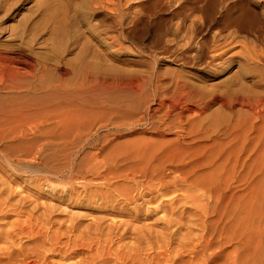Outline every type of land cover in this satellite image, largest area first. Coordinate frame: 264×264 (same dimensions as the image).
<instances>
[{"label": "rangeland", "instance_id": "1", "mask_svg": "<svg viewBox=\"0 0 264 264\" xmlns=\"http://www.w3.org/2000/svg\"><path fill=\"white\" fill-rule=\"evenodd\" d=\"M249 1L250 0H245V2H249ZM190 5L191 3L188 2V0H101V1L95 0V2L94 0H0V62L2 61L1 57L3 56L5 52L9 50L19 49L27 55V59L29 63L28 66H26L23 70H21V71H24V70L25 71L20 73L18 77L16 78L13 77L11 79L9 78L7 80V83L6 81H3L5 83H2V80H1L0 96L1 95L2 96L0 97V106H4V105L7 106L11 104L13 100L26 101V102L29 100L28 102H30V100L33 97H37L38 95L42 96L41 94H43L44 96H46L45 99L42 101L43 102L42 104L46 105L45 111L49 110V108L53 109L52 107H54V109L56 108L55 110L57 111H65V110L72 111L74 109L73 112L76 115L77 114L79 115V117L77 115L78 119H80L78 120V123L80 122L78 124V130L83 134L82 140H84L86 136L89 135L90 137L89 141L94 142L93 144L94 148L101 147V149L103 150L105 149L104 152L111 151L114 153L117 152L116 154L119 153V155H121L120 160L124 159L125 161L124 163H122V165H125V163L129 161V158H130L129 155L132 152L133 148L135 152L137 151L138 149L136 147L137 143H138V147H139V143H141L140 144V148H141V145L143 146V143H145V140H147L148 138H151L150 140L152 139L154 140V141L152 140L150 144L155 141L164 142V141H170L174 139V136L176 135L175 134L176 129L172 128L170 131V130L165 129L164 125H165V122L167 123L169 122V120L173 121V119L178 118V113L181 112L182 115H181L180 121H182V123L180 125L183 127H187V128L191 126L190 127L191 129L195 127L192 130V132L194 131L195 132L192 134L193 135L195 134L193 136L194 138L198 137V139L193 144L194 146L193 145L191 146V149L189 150V154H186V155L187 156L195 155L196 157H198L199 160H210L211 158L212 159L217 158L218 156L217 162L219 164L221 162V159L223 158L218 155L219 153L221 155L224 151H226L227 153V151L229 152V149L232 150V148H240V146L241 148H243L244 147L243 144L244 143L246 144L247 141L249 142V144H246V145L244 144L245 147L252 146L257 140L256 136L258 134H256V136L253 135L254 133H257L255 131L256 127L258 126L264 127V125H262V121L261 122L258 121L259 125L255 124L256 119L254 118L250 107H248L245 104H242L240 101L232 100L233 98L237 97L236 93L241 94V93L251 92L252 95L264 93V91H261V90H264V80H262L264 79V66L253 64V63L251 64L242 63L241 65V63L238 62V59L232 56L234 55L236 51H239L240 49V47L237 46V43L235 40H231L230 41L231 43L229 42H227V44L225 43L224 46L222 45L223 43L218 45L217 44L218 42L217 43L214 42L215 44L214 43L212 44L210 42L211 46H209V50L208 48L204 50L203 52L204 54H202L204 56H202V61L200 63H196V64L191 63V62L182 63L181 61H179L178 58L176 57L177 52L180 51L178 49L179 39L177 40L178 35H176L174 28L176 27V24H181V23L190 24L191 22L190 19H192V15L194 14H195L194 17H196L197 14H198L197 16H199V13H196V12H193V13L191 12V14H189L191 11V10L189 11V7H191ZM75 6H77V9H75ZM216 7L218 8H214L215 10H213L214 12H212V14L213 15L215 14V16L211 15L212 20H210V22H208L207 24H214V23L218 24L217 18L219 15L218 14L219 6H216ZM249 7H252L253 9L259 12L260 8L254 7L253 5H249ZM55 11H57L56 13L58 16V17L56 16V18H54V16L52 15V13ZM184 11L186 13H184ZM187 12L189 15L187 14ZM48 14L52 15V17L49 16ZM180 19H182V21ZM213 21L215 22L213 23ZM161 36L164 38H162ZM159 37L162 39H160ZM173 39L174 41L176 40L177 43L176 41L174 42ZM158 40L160 41L162 40L161 43ZM214 45L217 48L220 45L221 47L217 49ZM167 48L169 49L170 52H168ZM166 50L168 53H166ZM219 52L224 53L223 57L225 59L224 58L221 59L222 61L220 59H217L216 61L219 62L217 63L218 65L213 66L212 64L209 63V58L211 55H216ZM1 63L3 64V61ZM78 66H79V69H78ZM80 69H81V72H80ZM0 70L2 71V69ZM86 70L88 72H85ZM26 71L27 73L25 74ZM88 74L90 77H86ZM132 77L133 78L135 77L138 79L140 89L135 88V90L133 89L131 90L130 88L125 86V83H123L120 86H117L118 84L115 83V82L119 83L120 80L125 81V80H129V78L132 79ZM112 78L114 79V81ZM158 78L162 80L160 84L157 81ZM93 79H94V82L91 81ZM105 79L109 82H113L114 84L112 83L110 87L102 84L103 81H105ZM176 79H181V80H184L186 83H188L189 89H184V90L179 89L180 91L177 89L178 91H176L172 86V82H174V80ZM92 82L93 84L94 83L95 84L94 85L90 84ZM9 83L10 84L12 83V85L13 84L15 85L13 86L8 85ZM17 85L19 88H17ZM166 85L168 87H166ZM7 86H9V88ZM10 86L13 87V90L14 89L15 90L13 91ZM15 86L17 89L15 88ZM21 88L23 90H21ZM17 90H19V92ZM28 90L30 92H28ZM173 91H176V92H173ZM36 92H39V93H36ZM53 92L56 94H54ZM14 93L15 95H13ZM253 93H256V94H253ZM239 94L237 98H240ZM49 95H52V96H49ZM59 105H61L62 108H60ZM35 106L36 105L33 104L32 108H35ZM69 106L71 107V109ZM32 108H31V112H34ZM150 114L153 115V118H150ZM38 115L40 116V119L43 118L44 116L41 113H38ZM152 121L155 123V125L161 128L160 129L161 135L157 133H153L154 125L152 127ZM251 121L253 122L255 121L254 122L256 126L254 129L255 132L251 130L250 128L251 127L250 124L253 123ZM187 122H191L189 126ZM193 122H195L194 125H192ZM242 123H244L245 125ZM196 124L197 125L199 124L198 127L201 126V128L200 127L198 128ZM201 124H203L204 127ZM247 124H249L250 126ZM84 125L86 127H84ZM230 127H233V128H230ZM237 127H240V129L238 130ZM84 128L85 130H83ZM196 128L199 130H197ZM206 128L208 129L206 130ZM241 129H242V132L240 133ZM248 129H250L251 131ZM200 130H202L201 133L199 132ZM204 130L206 131V133L203 132ZM197 131L199 132V134ZM243 131L245 134H242ZM248 131L249 133L251 132L253 136L251 134H248ZM196 132H197V136H196ZM59 133L60 132L57 131L55 133L51 132L44 136L42 135L39 136L41 140L40 143L45 144L44 146L49 145V147H45L44 152L42 151L43 153L40 154V157H38L39 159L34 158L35 160L33 159L34 156L32 155L36 151L35 149L39 148V143H34L33 144L34 146L31 145V147L33 146L32 148L30 147L31 153H29V156H27L28 150L26 149H28V146H20L22 148H19L15 143H12V142L10 143L9 141L3 142L4 145H6L7 143L6 146H8L7 148L9 149L7 151L8 152L10 151L9 153L11 154V160H10V158H8V156H10L8 152H7V157H4L1 155L2 154L1 151H5L6 149H3V148H6V147L4 145L3 147L2 142H0V157H1L0 158V162H1L0 163L1 164L0 165V171H1L0 172V188H1L0 198L1 196L2 197L5 196V192H4V195H1L3 194L1 192L4 190H6L5 197L9 198V199L5 197L1 198L0 201L3 204L1 202L0 203L3 206H5L4 204L5 202L10 203L9 201H11L12 206H13L12 207L10 205L11 203L10 204L6 203V206L4 208H6L7 205H9L6 208L7 211H5V209L4 211H2L3 206L0 205L2 206L0 207V215H1L0 216V227L2 224L4 226V227L2 226V229H0V234H1L0 237L4 235L7 231L8 232L10 231L9 233L11 234V236L16 235V233L18 236L20 232L21 234L24 232L23 229L28 230V231L25 230L24 232L25 234L24 233L22 235L20 234L21 236L19 235L18 236L19 238H16L17 236L12 237V239H14L15 241L10 238L13 244H11L12 242L8 243L10 242V240L8 238H7L8 240H6V238H4L5 236L1 237L2 241L4 240L3 242L5 241H8V242L7 243L5 242L2 246L1 244L3 242L0 241L1 242L0 248L2 249L6 248L5 250H7V247L8 246L10 247V244H11L13 248L12 247L8 248L10 250L11 248L17 249V247H22L24 249L29 247L25 250L31 249L32 247H34L35 244L39 243L38 240L40 238L41 239L43 238V236L40 238L37 235L35 236L33 232L38 234L37 232L39 231L40 228L41 229L43 228L42 225L44 226V224H46L45 226L47 228L44 226L42 230H45V228L47 230L42 231V232L40 230L39 233L45 234L47 231H48L47 233H51L57 226L56 227L57 229L54 230V232L58 231L60 232V236L63 235L62 236L63 241L61 240L63 244L58 243L61 246V248L62 246H64V238L67 236L69 232V231H66L68 230L67 227L69 226L67 224L71 225L72 223L73 226H76L75 228H77L76 229L77 231L74 229L76 233L75 231L74 232L72 231L71 233L69 232L68 234L69 236L67 237L73 240L72 236L73 238H76L77 237L76 234H78L79 233L78 230H80L81 234L79 233L78 235L79 236L81 235L84 238L87 237V239L89 240L91 236L88 237V235L89 234L92 235L93 232H95L96 234H93L94 236H92V238L96 237L97 239L94 238L96 239L95 241H93L94 239L89 240L91 242H89L86 239L87 240V241L85 240L86 244L88 242L90 243L89 245L87 244V247L90 246L91 249L93 248L100 249V247L98 246H100L101 244V248L105 246L104 248L109 249V245L111 244L110 245V247L112 246L110 248L111 253L114 251H124V249L125 251L126 250L128 251V249L130 248L139 247L137 240H135L136 237H134V235L133 237L132 235L128 237L129 234H127L128 236L127 235L123 236V237L126 236L125 238L121 237L122 236L121 233L123 231L122 229H124V226H125L123 223H126V222L131 223L129 224V226L136 225V223H137L136 226L138 225L145 226L146 224L147 227L151 226L149 228L150 229L152 228L151 229L153 230L152 232L156 235L157 232L155 233L154 231H156V228L161 225L155 219L158 217L159 214L160 215L162 214H161L160 209H157L158 211L155 210L154 213L152 212V210L155 207H157L156 204L159 205L158 201H156V203L152 202L153 204L149 203L148 205H146L147 208L144 206V209L147 210L146 212H150V213H146L145 210L143 209L144 211L142 212L143 215L140 217V220H139L141 223L136 222L135 224H132L133 222L131 221V219H128L129 221H126L128 216L126 215L123 216L122 214H119L120 208L118 207L120 205H116L115 207L110 208V212L112 213L105 212L104 207L98 208L96 207L97 206L96 204L94 206V203H92V200L85 201L83 199H77L76 201L72 199L70 200L66 199L67 197H65L64 202L63 201L61 202V200L59 202V200L56 199L55 195L51 194V192L48 189H46L45 183L39 180V177H40L39 172L41 169L40 168L41 165L37 164V162L40 160V158H42L41 155L43 154L46 155L48 153H51L52 151L65 146V143L70 142V138L66 137L67 135L61 136L59 135ZM203 133L205 136L203 135ZM239 134L241 136L242 135H245V136H242V138H240ZM234 136H237L238 139H234ZM250 136L252 137L255 136V138H252ZM51 137L53 139H51ZM249 139H251V141H249ZM244 140L245 142H243ZM226 141L229 144V147L227 146ZM238 141L239 143L236 144ZM229 142L231 143L234 142V143H232L233 144L232 145ZM8 143L10 144L12 148L9 147ZM261 143L264 144V141H262ZM239 144H242V145H239ZM67 145L69 144L67 143ZM201 146L202 148H199ZM226 146L228 147L227 148L228 150L226 149ZM15 147H16V150H15ZM88 148L89 147L80 150L81 156L92 150ZM177 149L174 151L175 152L174 154L172 153L173 155L177 156L181 154L180 152H182V149L181 148H177ZM220 150H223V152ZM193 151H196V152H193ZM243 151H245V149ZM122 152L125 153L124 155L128 153V156L126 157L123 156ZM243 153H242L243 157L241 154L239 156L242 159L244 158L245 160H246V156L248 157L251 156L250 158L251 161L248 160L247 161L249 162L247 163L248 165L245 164V167H242L244 165V163L242 165V161L244 162L245 160L244 159L242 160L238 156L239 157L238 159L240 160V161L238 160L239 164L235 165L236 168L233 172L230 173V170H229L230 175L231 174L233 175L234 173L233 176L232 175L230 176L231 178H229V180L231 179L232 181L234 180L235 181L232 182L231 180L230 181L228 180L231 183L230 184L229 182H227L226 184L227 186L228 184H230L228 188L226 187L228 190L225 188V185L221 186L224 189L222 190V193L220 194V196L221 195L222 196L221 197L219 196V197L220 198L224 197L223 195L224 193L225 194L224 202L227 203V205L226 204L223 205L224 202L220 201L223 198L219 200V197H218V200H219L218 205H220L218 207H221V209L218 208V211L223 210L224 213L227 210L230 211V212L227 211L228 213L226 212L225 213L226 215L221 211L219 212V215L223 218V219L221 218L222 219L221 224L223 225L224 223H227L228 224L227 227L229 228V229L226 228L224 233L228 232V235H231L234 238V236H237L236 233L239 235L242 232L243 234L241 235H244V237L246 236V239L248 237V239L250 240L249 242L251 243V245L249 243V245L251 246L250 248L253 249L252 248V245L254 244L253 241L257 237L258 239L255 240L256 242H258L259 240L264 241V232H262L264 230L261 231V228L264 229V226H261V225H264V222H262L264 221V200H262L264 198H261V197H264V181H262L264 180L262 179L264 178L262 177L264 176V172H261V171H264V168L260 170L261 167H264V156H261L258 153L256 154V156L255 154L250 155L248 152H247L248 154L246 152H243ZM257 155L260 156L261 159L260 157H257ZM18 157H20L19 158L20 161L18 160ZM6 158H7V161L9 160L8 163L6 161ZM125 158H128V161H126L127 159L125 160ZM15 159L17 160V164L19 165L14 164L16 162ZM258 160L260 161V163H258L259 162ZM9 164H11V166L13 165L12 167L14 169H12V167L9 166ZM240 164L242 168L238 167L240 166ZM126 165L128 166L129 164L127 163ZM17 166H19L20 168H18ZM255 166L260 167L259 170L257 167H256L257 170H253ZM21 167H23L22 172H21ZM205 167H202L203 169L201 168L202 170L201 171L199 170V173H201L202 171L204 172L205 170L208 171V169H210V167L209 168L208 167L205 168ZM243 168H245V170H247L251 174V175L249 174L250 175L249 182H251L249 185H248L249 182L247 183L245 181L243 182V180L246 179L245 177L246 171L243 172L244 174L240 173L242 172L241 170ZM23 169L25 170L27 169L26 172L24 170L25 174L23 173ZM255 172L257 174H255ZM258 172H261L262 175L261 173H258ZM253 173H254V178H253ZM34 174H37V175H34ZM258 174H260L261 176H259ZM33 176L38 177V178L36 179ZM30 177H33V178H30ZM241 177H244L245 179ZM256 177H259L258 180H256L257 179ZM251 179L253 181L255 180L254 181L255 183ZM53 180L62 182L61 179L59 180V179L54 178ZM260 180L262 182H260ZM4 183L6 185H4ZM255 184H257V186H255ZM7 185L9 188L7 187L4 189L3 187ZM35 185L37 189L35 188ZM249 186H251L253 189L252 188L250 189ZM245 187H246L245 190H247V187H249L248 189L249 194H250V191H252L250 195L248 193L247 194L245 193L246 192L244 190ZM242 193L243 194L245 193V194L242 195ZM26 195L27 196L29 195L31 197H27ZM246 196H248V198ZM24 197L27 199L24 200L25 199ZM20 198H22V200ZM245 198H247L249 201L251 198L252 201L250 202L252 203L251 204L250 202L247 203L246 201L248 200ZM3 199L5 201H3ZM16 199L18 200V202ZM242 199L243 200L245 199L244 202L247 204L243 203ZM79 200L81 201L79 202ZM13 201H16V202H13ZM22 201L24 202L22 203ZM30 201H32V203ZM239 202L241 205L239 204ZM13 203L16 205L17 204L19 205L14 206ZM234 203L235 204L237 203L238 205L237 207L238 211L236 215H243L246 217L245 214H247L246 221L248 220V223L245 221L244 224L245 225L249 224L248 225L249 228L246 226L247 228L246 229L244 224H243L244 228L242 227V224L241 226L239 225V227H237L234 223L233 224L234 226H236V228L234 226L229 227L233 221V219L231 218L236 208V207H233L235 205ZM35 204H36V207H35ZM247 205L248 206L250 205L251 210L249 209ZM227 206H228V209H227ZM245 207L247 208L248 211H250L249 212L250 214L251 212L253 214L249 216V213H246L247 211L243 210V208ZM10 208L11 210L14 209V211L10 210L11 212H9L8 209ZM45 208L46 210H50V213L48 212L49 213L48 215L50 217L48 215L46 216V218L44 217L45 219H47V221H49L47 223L45 219H43L45 223L41 219V217H43L42 215L44 214ZM51 209L53 210V212L51 211ZM231 209H234V210L231 211ZM25 210L27 211L26 212L27 216H24L25 217L24 218L22 215L25 213ZM28 210L31 211V212L29 211L30 214L32 212H35V213H33V215H30L28 214L29 213ZM257 210L259 213H257ZM42 211H43V214H42ZM261 211H262V214H261ZM26 213L24 215H26ZM222 213H223V216H222ZM45 214H47V212ZM35 215H37L38 218ZM19 217L21 218V220H19ZM27 217H29L30 220ZM34 217H36L37 219ZM48 217L50 220H48ZM249 217L252 219V224H253V221L255 223L254 226L253 225L251 226H253L252 229L257 231V232L254 231L256 234L259 232L257 235L254 234V232L251 230V227H250L251 219H249ZM33 218L35 220H33ZM14 219L17 222L13 221ZM22 219L24 220L28 219L29 221H27L26 223V221H23ZM69 219L70 221L72 220L71 223ZM223 220H225V222ZM20 221L22 223L24 222L27 227L25 226L24 223L21 226ZM33 221L34 222L36 221L35 223L39 222L41 227L38 225L39 223L37 224L38 225L37 226L36 224L33 223ZM64 221L67 224H65ZM154 221L158 222L159 225L156 224ZM29 222L31 223V225L33 223L34 226L38 227V231L37 229L35 230L34 226L32 225L33 226L32 227ZM56 222H59L57 223L58 225L57 224L54 225V223ZM61 222H63L64 225ZM6 223H9V224L6 226ZM13 223L14 225L15 223L17 225L14 226L12 225ZM60 224L62 225V227ZM126 224L128 226V223ZM221 224H218V231H220L221 229L220 228L222 226ZM53 225L55 227H53ZM95 225H98V227L101 226L100 234L94 231L96 229L94 227H97ZM257 225L260 227L259 231H258L259 227H256ZM12 226H14V228ZM29 226H30L31 232L33 231L32 234L35 236V241L38 238L36 242L34 241V239H32L34 238L32 235H31L32 238L30 236H27V235H30L29 229H28ZM49 226H52V227L48 228ZM64 226H67L66 230H64ZM6 227H7V230H5ZM8 227H10V229ZM59 227H61V229ZM17 228H19L18 230H20L21 228L23 231L22 230L18 231ZM241 228H243L246 231H244ZM91 229L93 232L91 231ZM102 230H104V232L106 231L107 234L109 232L111 235L110 234L107 235L102 232L104 234V237H103V234L101 233ZM157 230H160V229L157 228ZM248 230H249V234L250 232H252L251 234L253 236L251 234L250 235L247 234ZM66 232L67 234H65ZM82 233L85 236L82 235ZM116 233L118 234V237ZM154 234H152V236H155ZM259 235H261V238ZM97 236L98 237L101 236V238L99 237L100 238L99 239ZM105 237L106 238L109 237L108 238L109 241H106L107 239H103ZM253 237L254 238L256 237V238L253 239ZM69 238H65L66 239L65 241H67ZM31 240H33L35 244ZM78 240H79V237H78ZM104 240L106 243L104 242ZM113 240L114 242H112ZM251 240L253 241L251 242ZM234 241H230L228 243L226 242L227 244L226 243L224 244L225 245L224 253H230L233 250L236 240ZM101 242H103V246ZM19 243L21 245L17 246V244ZM78 243H80V241ZM94 243L96 247L94 246ZM4 245L6 246L5 248H3ZM31 245L32 247H30ZM59 245L58 247H60ZM142 246L144 249L143 251L144 253L140 252V256H143L144 258H141L140 256L139 257H140V261L141 259H144L141 261V262H144L145 256L146 257L147 255L152 256V254H154L153 253L154 251L150 249V251L147 252L149 250V247H146V245L144 244ZM87 247L85 246L84 249L86 250ZM84 249L81 250V252L87 253V251H85ZM94 249L92 251H94ZM112 249L114 250L111 251ZM140 249L142 251V248ZM145 249L147 251H145ZM247 252L252 253V250L250 251L247 250ZM3 256H4L3 254H0L1 259L3 258ZM50 257L51 259H54L52 260L53 263L55 261H58V262L61 261V259H59V257L57 256H49V259ZM110 258L112 259L113 257H110ZM221 258L225 259V256ZM221 258L219 261L222 262L223 260ZM69 259L70 261H68ZM69 259L67 261H61L60 263L61 264H66V262L73 263L74 260L76 262V260L79 258L77 259L72 258V260L71 258ZM113 260L114 259L109 260L107 264L114 263L115 261ZM1 261L3 262L4 259H2ZM110 261L112 262L110 263Z\"/></svg>", "mask_w": 264, "mask_h": 264}, {"label": "bare ground", "instance_id": "2", "mask_svg": "<svg viewBox=\"0 0 264 264\" xmlns=\"http://www.w3.org/2000/svg\"><path fill=\"white\" fill-rule=\"evenodd\" d=\"M94 2H95V0H94ZM188 2L191 3V5H190L191 7H189V11L190 10L191 11L189 14H191V12L192 13L196 12V13H199V16H197L198 15L197 14L196 17H194V15H195L194 14V15H192V19L189 18L191 20L190 24H182V23L176 24V27L174 28L176 35H178L177 40L179 39L178 40L179 48L178 47L177 48L180 51L177 52V56H176L179 61H181L182 63H190V62L195 63V64L200 63L202 61V56H204V55H202V54H204L203 53L204 50L207 48L209 50V46H211L210 45L211 43L213 44L214 42H216V43L218 42L217 43L218 45L223 43L222 45L224 46L225 43L226 44H227V42L231 43L230 42L231 40H235L237 43V46H239L240 49H239V51H236L234 53V55H232V56L237 58L238 62H240L241 65H242V63H247V64L253 63V64L264 66V25H262V24H264V0H250L249 2H245V0H188ZM249 5H253L254 7L260 8L259 12L256 11L255 9H253L252 7H249ZM216 6H219V9H218L219 15L217 18L218 24H215L214 23L215 21H213L214 24H207L208 22H210V20H212L211 15L215 16V14L213 15L212 12H214L213 11V10H215L214 8H218ZM75 9H77V6H75ZM183 9H184V7H183ZM56 12L57 11L52 13L54 18H56V16H57ZM184 13H186V12L184 11ZM187 14H188V12H187ZM52 15H49V16L52 17ZM51 19H53V18H51ZM180 20L182 21V19H180ZM162 38H164V37H162ZM162 38H160V39H162ZM158 41L161 43L162 40L161 41L158 40ZM173 41H174V39H173ZM160 43H158V44H160ZM176 43H177V41H176ZM219 47H221V45L218 46V48ZM168 52H170L169 49H168ZM168 52L166 50V53H168ZM223 54H224L223 52H219L216 55H211L209 58V63L212 64L213 66L218 65L217 63H219V62L216 60L217 59H220V60L223 59L224 58ZM1 59L3 61V64L1 63L2 62L1 61L0 62V69H2V71L0 70V82L2 80V83H5L3 81H6V83H7V80L9 78L11 79L13 77L14 78L18 77L20 75V73L25 71V70L24 71H21V70H23L29 64L28 59H27V55L19 49L9 50V51L5 52L3 54V56L1 57ZM78 69H79V66H78ZM80 72H81V69H80ZM85 72H88V71L86 70ZM26 73H27V71L25 72V74ZM27 75H29V74H27ZM86 77H90L89 74ZM262 80H264V79H262ZM91 81L94 82V79ZM113 81H114V79H113ZM157 81L160 84L162 80H160L158 78ZM93 82L90 84L94 85L95 83L93 84ZM12 83L11 84L9 83L8 85H12ZM112 83L113 82H109L105 79V81H103L102 84L110 87L112 85ZM115 83L118 84L117 86H120L123 83H125V86L130 88L131 90L132 89L135 90V88H139L138 79L135 77L134 78L132 77V79L129 78V80H125V81L120 80L119 83H117V82H115ZM81 84H83V83H81ZM13 85H15V84H13ZM172 86L176 91H178L179 89H182V90L189 89L188 83H186L184 80H181V79L174 80V82H172ZM7 87L9 88V86H7ZM166 87H168V86L166 85ZM11 88L13 90V87H11ZM15 88H16V86H15ZM17 88H19L18 85H17ZM19 90H17V91L19 92ZM21 90H23V89L21 88ZM176 91H173V92H176ZM194 91H195V89H194ZM261 91H264V90H261ZM28 92H30V91L28 90ZM15 93L13 95H15ZM36 93H39V92H36ZM50 93H52V92H50ZM20 94H22V93H20ZM54 94H56V93H54ZM238 94L239 93H236L237 97H238ZM253 94H256V93H253ZM41 95L42 96L38 95L37 97H33L30 100L31 103L28 102L29 100L27 102L26 101H15V100H13V102L11 104H9V102H8L9 105H7V106H5V105L0 106V142H2V146L4 145L3 142H8V141L10 143L11 142L15 143L19 148H22L20 146H28V149H26V150H28L27 156H29V153H31L30 152L31 145H33L34 143H39V148L35 149L36 151L32 155V156H34L33 159L34 158L39 159L38 157H40V154H42L44 152L45 147H49V145L44 146L45 144L40 143L41 140H40L39 136H41V135L44 136V135L51 133V132L55 133L57 131L60 132L59 135H61V136L67 135L66 137L70 138V142H67L69 145H67V143H65V146H63L62 148H58L57 150L53 149L54 151H52L51 153H48L46 155L43 154L44 156L41 155L42 158H40L39 161L37 160L38 161L37 164L41 165L40 166L41 169L39 172V176H40L39 180H41L45 183L46 189H48L51 192V194L55 195L56 199H58L59 202H60V200H61V202L62 201L64 202L65 197H67L66 199H69V200L72 199V200H76V201H77V199H83L85 201L86 200H89V201L92 200V203H94V206L96 204L97 205L96 207H98V208L104 207L105 212H110V208L115 207L116 205H120L118 207V208H120L119 214H122L123 216L124 215L128 216L126 221H129L128 219H131V221L133 222L132 224H135L136 222H140L139 220H140V217L143 215L142 212H144L143 211L144 206L146 207V205H148L149 203L153 204L152 202L156 203V201H158L159 205L156 204L157 207H155L156 209L154 208L152 210V212L154 213V211L157 209L161 210L162 215L159 214L160 215L159 216L157 214L158 217L155 219L160 223V225H161V226H159L160 228L159 227H157V228L160 229L161 231L157 230V228H156V231H154V232L155 233L157 232V233L155 235L152 232L153 230H151L152 228L151 229L149 228L151 226L147 227L146 224H145L146 227L140 226V225H138L139 226L138 227V226H136L137 223H136V225H130V226H129V224H131V223H129V222H126V223H128V226L126 223H123L125 226H124V229H122L123 231L121 230L122 231L121 237H123L124 235H127V234H129V236L127 235L128 237H130V235H132V237H133V235H134V237H136L135 240H137L139 247L130 248V249H128V251L127 250L125 251V249H124V251H114L111 253L110 252V248L112 247V246L110 247L111 244L109 245V249L104 248L105 246L103 248H101V244H100V246H98V247H100V249H97V248L94 249L93 248L94 251H92L93 249H91L90 246L87 247V244L89 245L90 244L89 242H91L89 240H91V239L93 240L94 238H96V237L92 238V236H94L93 234H96L95 232L92 231V229L96 228L94 231H96L97 233L100 234V229H101L100 227L101 226L98 227V225H95L97 227H94L91 229L93 234L88 235V237L91 236L89 238V240L87 239V237L84 238L83 236L78 235L79 233L81 234L80 230H78L79 233L76 234L77 237L73 238V236H72L73 240H71L67 236H69L68 235L69 232L70 233L72 231L74 232L77 228H75L76 226H73V224L71 223L72 220L70 221V219H69L71 225L67 224L64 221L65 224L69 225L68 227L64 226V230H66V227H67L68 230H66V231H69L68 234H67V232L65 233V234H67V236L65 235L66 237L65 236L64 237L69 238V239L67 241H65L66 239L64 238V246H62V248H61V246L59 244L60 243L63 244V242H62L63 241V239H62L63 235L61 233L62 236H60V232H58V231L54 232V230L57 229L56 228L57 226L55 227L54 225L59 223V222L54 223L53 227H55V229L53 230V232L50 231L51 233H47L48 232L47 231L45 234H43V233H39V232H40V230H41V232L47 230L46 229L47 227L45 226L46 224H44V226L46 227L45 230H42L44 228V226L42 225L43 228L42 229L40 228L38 231V227L33 225V223L36 225L39 223V222L35 223L37 221L36 220L35 222L33 221L32 225L34 226L35 230L37 229L38 232L37 231L36 232L38 234L34 233L33 231L32 232H33V234H35V236L37 235L39 238L43 236V238L42 239L40 238L39 240L37 238L36 241L38 240L39 243L35 244L34 243L35 236L32 234V232L30 230V226H29L28 229H29L30 235H27V236L31 237V235H32L34 238H32V237L31 238L34 239V241L33 240H31V241H33V243L35 244L34 247H32V245H33L32 244L30 246L32 248L29 250H25L29 247H27L25 249L22 247H17V249H12L13 247L11 246V244H13V242L11 241V239H12V237L17 236V233L14 236H11V234L9 233L10 231L9 232L7 231L5 234L3 233L4 235H2L1 237L5 236L4 238H6V240L9 239L10 242H8V241H5V242L6 243L12 242L10 244V247H12V248L10 250V249H8V248H10L8 246L7 250H5L6 249L5 245L3 247L5 249L0 248V254L4 255L2 258V259H4V261L2 262L1 261L2 259L0 258L1 259L0 264H58V263L61 264L60 263L61 261H67L69 258H71V260H72V258H75V259L79 258V259H77L76 262L73 259L74 260L73 263L66 262V264H97V263L107 264L108 261L112 260V259H114L113 261H115L114 262L115 264H264V241L259 240L258 242H256L255 240H257L258 237L256 236L257 237V238L255 237L256 239L253 237V239H255V240L254 241L251 240V242L252 241L254 242V244L252 243L253 249H251L250 248L251 243L249 242L250 240L248 239V237L246 239V236L244 237V235H241V234H243L242 232L239 235L236 233L237 236H234V238L231 235H228V232L224 233L225 229L228 228L227 227L228 224L227 223H224L223 225L221 224L222 223L221 220L223 218L219 215V212L220 211L223 212V210L218 211V208L221 209V207H218V206H220V205H218V201L223 198L222 199L223 201L222 200H220V201L224 202V198H225L224 193H223L224 197L220 198L222 196V195L220 196V194L222 193V190L224 189L221 186L225 185V188L226 187L228 188V186L231 184L229 182L231 179L229 180V178H231L230 176L232 174L230 175V173L235 170V168H236L235 165L239 164L238 163V160H239L238 158L240 157L239 155L240 154L242 155L243 152H246V153L248 152L250 155L255 154V156H256V154L258 153L259 155L264 156V144L261 143L262 141H264V139H262V138H264V127H262V126L256 127L255 126V124L256 125L258 124V121H260V122L262 121V125H264V93H259L256 95H252L251 92L250 93H241V94H239L240 98L236 97V98L232 99L233 101H236V100L240 101L242 104H245L248 107H250V109L252 110V114H253L254 118L256 119V122H257L256 123L254 121L255 122V124H254V122L251 121L253 123L250 124L251 125L250 128H251V130L254 131V129L256 127L255 131L257 133H254L255 131L254 132L252 131V132L254 133L253 135H255V136H256V134H258V135L256 136V138H257L256 142L252 146H246L245 147L246 144H249V142L247 141L246 144L244 143L245 145L243 144V146H244L243 148H241V146H240L241 150H240V148H232V150L229 149V152L227 151V153H226V151L223 152V150H220L223 153L221 155L219 153L218 155L220 157H223V158L221 159V162L219 164L217 162L218 156H217V158H213V159L211 158L210 160H199L198 157H196L195 155H190V156L186 155V154H189V150L191 149V146L198 139V137L194 138L193 136L195 134L194 135L192 134L195 132V131L192 132V130L195 127L191 129L190 128L191 126L189 128H187V127H183L180 125L182 123V121H180L182 113L179 112L178 118L173 119V121H170L168 119L169 122H167V123L165 122V125H164L165 126L164 128L167 130L171 131L172 128L176 129V133H175L176 135L174 136V139H172L170 141H164V142L163 141H155V142H152L153 144L152 143L150 144V142L153 139L150 140L151 138H148L147 140H145V143H143V146L141 145V148H140L141 143H139V147H138V143H137V146H136L138 148V149L136 148L137 151L135 152L134 148H133L132 152L134 151L135 153L134 152L132 153L130 151L132 153V155H131V153L129 152L131 155V156L129 155L130 158L128 157L129 161H128V158H125V160L127 159L126 161H128L127 162L129 164L128 166L126 165L127 163H125L126 166L122 165V163H124L125 161H124V159L120 160L121 155H119V153L116 154L117 152L114 153V152L110 151L113 147L109 150L110 152H104L105 149L103 150V149H101V147H99L100 149L94 148V145H93L94 142L89 141L90 140L89 135H87L86 138L84 140H82L83 134L78 130V124L80 123V122L78 123V120H80V119H78L79 115L77 114L78 115V117H77V115L73 112L74 109L72 111H70V110L69 111L68 110L57 111V110H55L56 108L54 109V107H52L53 109L49 108V110L45 111L46 105H43L42 101L45 99L46 96H44L43 94H41ZM202 95H204V94H202ZM49 96H52V95H49ZM158 99H160V98H158ZM33 104L36 105L35 108H32ZM30 105H32V106H30ZM59 106H60V108H62L61 105H59ZM31 108H32V110H34V112H31ZM70 109H71V107H70ZM38 113L43 114L44 115V116L42 115L43 118L40 119V116L38 115ZM35 114H36V116H35ZM150 118H153V115L150 114ZM190 123L191 122H187L188 126ZM194 123L195 122H193L192 125H194ZM199 124H200V122H199ZM242 124H244V123H242ZM153 125H154V127H153ZM198 125H197V127H198ZM201 125L203 126V124H201ZM240 125H241V123H240ZM247 125H249V124H247ZM86 126H87V124H86ZM86 126L84 125V127H86ZM152 127L154 129L153 133L160 134L161 128H159L157 125H155V123L153 121H152ZM199 127L201 128V126H199ZM240 127H237V129L239 130ZM208 128H206V130ZM230 128H233V127H230ZM247 128H248V126H247ZM83 130H85V128ZM197 130H199V129H197ZM248 130H250V129H248ZM201 131L202 130H200L199 132L201 133ZM244 131L242 134H245ZM197 132H196V136H197ZM199 132H198V134H199ZM203 132L206 133L205 130ZM241 132H242V129H241L240 133ZM204 133H203V135H204ZM248 134H251V132L249 133V131H248ZM90 136H91V134H90ZM242 136H245V135H242ZM242 136L240 135V138H242ZM252 136H250V137H252ZM255 136L252 138H255ZM199 138H201V137H199ZM51 139H53V138L51 137ZM58 139H59V137H58ZM187 139H189V140H187ZM234 139H238L237 136H234ZM246 140H248V139H246ZM249 141H251V139H249ZM243 142H245V140ZM224 143H223V145H224ZM226 143H227V141H226ZM229 143L232 144L234 142H232V143L229 142ZM238 143H239V141L236 144H238ZM6 145H7V143H6ZM6 145H4L6 148H3L4 146L2 147L3 149H6V150L1 151V153H2L1 155L4 157H7V152H8L7 150H9L7 148L8 146H6ZM8 145H9V147H11L9 143H8ZM232 145H231V147H232ZM239 145H242V144H239ZM227 146L229 147L228 143H227ZM227 146H226V149L228 148ZM234 146H236V145H234ZM87 147H89L92 150L81 156L80 150L87 148ZM224 147H225V145H224ZM177 148H181L182 152H180L181 154L176 156L173 154L175 153L174 151ZM199 148H202V146ZM3 149H1V150H3ZM244 149H245V151H243ZM15 150H16V147H15ZM193 152H196V151H193ZM122 154L125 157L128 156V153L126 155H124L125 153L122 152ZM243 155H244V153H243ZM243 155H242V157H243ZM123 156H122V158H123ZM257 157H260V156L257 155ZM8 158H10V160H11V154H10V156H8ZM19 158L20 157H18V160L20 161ZM250 158H251V156L250 157L246 156V160L243 158L245 160L244 162L242 161L243 159L241 158L242 159L241 160L242 165L244 163V165L242 167H245V164L249 163V162H247L248 160L251 161ZM260 159H261V157H260ZM6 161H7V158H6ZM8 161H7V163H8ZM21 161H22V159H21ZM258 163H260V161ZM11 164H9V166H11ZM14 164L15 165L17 164V160ZM252 164H254V163H252ZM17 165H19V164H17ZM2 166H4V165H2ZM205 166L208 168L210 167V169L207 168L208 171L205 170L207 172L202 171L201 173H199V170L201 171L203 169L202 167H205ZM14 167H16V166H14ZM17 167L20 168L19 166H17ZM238 167H241V164ZM252 167H254V166H252ZM256 167L257 166H255V168H253V170H257ZM22 168L23 167H21V172H22ZM257 168L259 170L260 167H257ZM262 168H264V167H261L260 170H262ZM12 169H14V168L12 167ZM246 169H247V167H246ZM24 170L25 169H23V173H24ZM26 170H25V172H26ZM229 170H230V173H229ZM241 171H242V172H240L241 174H244L243 172L246 171V173H245L246 179L244 177H241V178L245 179V180H243V182L244 181L246 183L249 182V178H250L251 174L247 170H245V168H243ZM261 172H264V171H261ZM261 172H258V173H261ZM31 173H33V172H31ZM255 174H257V173L255 172ZM34 175H37V174H34ZM233 175H234V173H233ZM258 175L261 176L262 173H261V175L260 174H258ZM27 177H29V176H27ZM33 177H30V178H33ZM234 177H233V179H234ZM238 177H240V176H238ZM262 177H264V176H262ZM34 178L37 179L38 177H34ZM54 178L59 179V180L61 179L62 182H58L56 180L54 181L53 180ZM253 178H254V173H253ZM256 178H257L256 180H258L259 177H256ZM262 179H264V178H262ZM29 180H31V179H29ZM234 181H232V182H234ZM262 181H264V180H262ZM262 181L260 180V182H262ZM227 182L230 183V184H228V186L226 185ZM37 183H39V182H37ZM250 183L251 182H249L248 185ZM4 185H6V184L4 183ZM255 186H257V184H255ZM7 187H8V185L3 187V188L5 189ZM39 187H41V186H39ZM249 187H250V189L252 188L251 186H249ZM249 187H247V190H245L246 187L244 188V190L246 191L245 192L246 194L249 192V190H248ZM35 188H36V185H35ZM224 191H226V190H224ZM4 192H5V196H6V190L2 191L1 193H3V194H1V195H4ZM251 192L252 191H250V194H251ZM244 194L242 193V195H244ZM5 196H3V197H5ZM3 197L1 196V198H3ZM27 197H31V196L28 195ZM218 197H219V200H218ZM246 197L248 198V196H246ZM5 198H8V197H5ZM241 198H239V199H241ZM247 198H245V199H247ZM261 198H264V197H261ZM4 199H3V201L6 200V199L5 200ZM20 199L22 200V198H20ZM26 199L27 198H25L24 200H26ZM245 199L244 200L242 199L243 203H245L244 202ZM262 200H264V199H262ZM80 201L81 200H79V202ZM229 201H231V200H229ZM236 201H237V199H236ZM250 201H252L251 198H250ZM250 201L248 200L246 202L248 203ZM9 202L11 204L8 202H5L4 203L5 206H6V203L10 204L12 206V202L11 201H9ZM13 202H16V201H13ZM17 202H18V200H17ZM23 202L24 201H22V203ZM30 202L32 203V201H30ZM1 203H0V205L3 204V203L2 204ZM247 203H245V204H247ZM251 203L252 202H250V204ZM225 204L227 205V203L224 202L223 205H225ZM239 204H240V202H239ZM13 205L17 206L19 204L16 205L13 203ZM24 205H25V203H24ZM236 205H237V203L233 206V207H236L235 210L231 209V211L234 210V213H233L232 218H231V219H233V221L231 220L232 223H231V225L229 224L230 225L229 227H233L234 224L237 227H239V225L241 226V224H242V227L244 228L243 224L246 221L247 214H245L246 217L243 215H236V213L238 211V208H237L238 205L237 206ZM2 206H0V207H2ZM5 206L2 207V211H4V209H5V211H7L6 208L9 205H7V207L4 208ZM35 207H36V204H35ZM248 207H249V209L251 208L250 205ZM49 208H50V206H49ZM98 208H97V210H98ZM225 208H226V206H225ZM245 208H243V210L247 211L246 213H249L250 211H248L247 208L246 209ZM14 209H15V207H14ZM14 209L11 210V208H10L8 210H9V212H11V211H14ZM17 209H18V207H17ZM227 209H228V206H227ZM30 210H28V212ZM21 211H23V210H21ZM43 211H44V209H43ZM43 211H42V214H43ZM51 211L53 212L52 209H51ZM146 211L147 210H145V212ZM26 212L27 211L25 210V213ZM30 212L28 214H30ZM46 212H47V214H45ZM48 212L50 213V210H46V208H45L44 214L42 215L43 217H41L42 221L49 214ZM228 212H230V211H228ZM33 213H35V212H32L30 215H33ZM110 213H112V212H110ZM146 213H150V212H146ZM223 213H222V216H223ZM257 213H259L258 210H257ZM24 214L22 215L23 217L27 216V213H26V215H24ZM252 214H253L252 212H251V214L249 213V216ZM261 214H262V211H261ZM3 215H5V214H3ZM30 215H28V216H30ZM14 216H16V215H14ZM35 216L37 217V215H35ZM20 217H19V220H21ZM36 217H34V218H36ZM49 217H48V220H50ZM251 217H253V216H251ZM261 217H260V219H261ZM27 218L29 219V217H27ZM34 218H33V220H35ZM142 218H144V217H142ZM15 219L13 221H15ZM28 219L27 220L22 219V220L26 221V223H27V221L30 220V219L29 220ZM249 219H251V218L249 217ZM31 220H32V218H31ZM45 220H46V223L49 222V221H47V219H45ZM152 220H153V218H152ZM225 220H223V221L225 222ZM258 221H259V219H258ZM15 222H17V221H15ZM43 222L45 223V221H43ZM43 222H42V224H43ZM124 222H125V220H124ZM154 222L156 224H158V222H156V221H154ZM246 222L248 223V220ZM262 222H264V221H262ZM23 223L21 222L20 225L22 226ZM61 223L64 225L63 222H61ZM119 223H120V221H119ZM8 224L9 223H6V226ZM97 224H99V223H97ZM218 224L222 225L220 227L221 228L220 231H218ZM254 224H255L254 221L252 224V219H251L250 227H251V230L253 232L255 231L254 229H252ZM257 224H258V222H257ZM12 225H14V223ZM15 225H17V224L15 223ZM30 225H31V223H30ZM38 225L41 227L40 223ZM120 225H122V224H120ZM248 225L249 224L245 225V228H246V226L249 228ZM251 225H253V226H251ZM2 226H3V224L1 225L0 229H2ZM14 226H12V227L14 228ZM25 226H26V224H25ZM25 226H24V228H25ZM236 226H234V227L236 228ZM261 226H264V225H261ZM50 227H52V226H49L48 228H50ZM61 227H62V225H61ZM61 227H59V228L61 229ZM256 227H259V226L257 225ZM8 228L10 229V227H8ZM13 228H11V229H13ZM147 228H149V229H147ZM235 228H233V229H235ZM243 228H241V229H243ZM18 229L19 228H17V230ZM102 229H103V227H102ZM238 229H237V231H238ZM259 229H260V227L258 228V231H259ZM3 230H4V228H3ZM5 230H7V227L5 228ZM17 230H16V232H17ZM20 230H22V229L20 228ZM20 230H18V231H20ZM23 230L25 232L26 229H23ZM62 230H63V228H62ZM262 230H264V229L261 228V231ZM26 231H28V230H26ZM76 231H75V233H76ZM107 231H108V229H107ZM121 231H119V232H121ZM244 231H246V230H244ZM102 232L104 234H107V232L106 231L104 232V230H102L101 233ZM119 232H118V234H119ZM255 232H257V231H255ZM255 232H254V234H256ZM262 232H264V231H262ZM83 233H82V235L85 234V233L84 234ZM251 233L252 232H250V234ZM14 234H15V232H14ZM20 234H21V232H20ZM104 234H103V237H104ZM109 234L110 233L108 232L107 235H109ZM112 234H114V233H112ZM118 234H117V237H118ZM152 234H154L155 236H152ZM244 234H246V233H244ZM247 234L250 235L249 230H248ZM18 236L16 238H19ZM259 236L261 238V235H259ZM1 237H0V239H1L0 241H2ZM78 237H79V240H78ZM99 237L101 238V236H99ZM114 237H115V235H114ZM125 237H123V238H125ZM108 238L105 237L103 239H107L106 241H109ZM120 238H119V240H120ZM86 239L89 241L87 244H86V241H87ZM96 239H94L93 241H95ZM12 240H14V239H12ZM234 240H236V243H235V246L233 247V250L232 251L230 250L231 251L230 253H224L225 252V250H224L225 245L224 244L226 242L228 243V242L234 241ZM79 241H80V243H78ZM5 242H3L1 245L3 246V244ZM104 242H105V240H104ZM112 242H114V240ZM101 243L103 246V242H101ZM249 243H250V245H249ZM57 244L60 247H58ZM143 244L146 245V247H149V250L147 251L145 249V251L149 252L151 249L154 251V252L151 251L154 254H152V256L147 255V257L144 255L145 261L141 262L142 260H144V259H141V261H140V257L144 258L143 256H140V252L144 251L143 246H142ZM19 245H21V244L20 243L17 244V246H19ZM85 246L87 247L86 250L84 249ZM94 246H95V243H94ZM24 247H26V246H24ZM59 248H61V249H59ZM126 248H127V246H126ZM140 248H142V251ZM83 249L85 251H87V253L81 252V250H83ZM246 249L249 251L252 250V253L247 252ZM3 250H5V251H3ZM24 250H25V252H24ZM113 250L114 249H112L111 251H113ZM91 251H92V253H91ZM186 255H187V257H186ZM221 255L225 256V259L224 258L222 259L221 257H223V256H221ZM49 256H57V257H59V259H61V261L60 262L55 261L56 263L55 262L53 263L52 260H54V259H51V257H50V259H51V261H50ZM110 257H113V258L111 259ZM220 258L223 260L222 262L219 261ZM68 261H70V259ZM111 262L112 261H110V263ZM114 263H112V264H114Z\"/></svg>", "mask_w": 264, "mask_h": 264}]
</instances>
